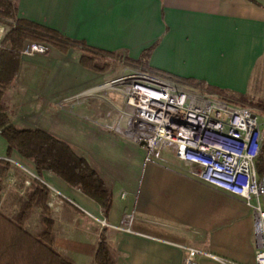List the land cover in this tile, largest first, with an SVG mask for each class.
<instances>
[{
    "label": "crops",
    "instance_id": "0c3cea01",
    "mask_svg": "<svg viewBox=\"0 0 264 264\" xmlns=\"http://www.w3.org/2000/svg\"><path fill=\"white\" fill-rule=\"evenodd\" d=\"M18 9L19 18L94 48L139 58L153 46L149 65L184 77L194 78V68L204 67L205 79L215 80L213 71L222 68L220 77L241 80L264 54V0H18ZM0 27L9 28L2 21ZM72 48L22 52L18 74L4 91L7 114L11 124L46 131L72 147L104 180L112 201L106 208L52 171L39 174L17 151L9 156L0 133L1 194L23 195L31 176L66 196L52 209L54 247L73 264H94L101 240L114 249L115 264H184L186 247L210 254L200 255L198 264H255L253 208L193 176L168 151L146 161L142 145L111 127L125 108L122 97L109 101L106 92L117 94L99 89L102 71L82 65V51ZM71 64L91 71L83 72L87 79L79 88L68 76ZM80 94L81 100L70 99ZM27 97L37 105L25 109ZM5 162L12 166L6 174ZM5 205L19 209L17 202ZM127 211L134 213L131 232L99 221L118 225ZM28 227L37 230L38 219Z\"/></svg>",
    "mask_w": 264,
    "mask_h": 264
},
{
    "label": "built area",
    "instance_id": "2783aa9c",
    "mask_svg": "<svg viewBox=\"0 0 264 264\" xmlns=\"http://www.w3.org/2000/svg\"><path fill=\"white\" fill-rule=\"evenodd\" d=\"M5 33L0 27V46ZM48 50L46 44L31 42L23 53ZM99 87L122 97L125 108L117 111L111 127L142 145L146 161L161 159L168 151L184 161L193 176L241 197L253 208L258 239L255 264H264V176L260 177L257 170V159L264 148L261 109L232 103L224 95L194 89L140 67L128 68ZM50 189L54 193L48 205L53 208L63 204L66 196L56 188ZM133 218V211H127L118 225L99 221L103 227L131 232ZM186 248L184 264H198L200 255H210L199 248Z\"/></svg>",
    "mask_w": 264,
    "mask_h": 264
},
{
    "label": "trees",
    "instance_id": "16d2710c",
    "mask_svg": "<svg viewBox=\"0 0 264 264\" xmlns=\"http://www.w3.org/2000/svg\"><path fill=\"white\" fill-rule=\"evenodd\" d=\"M18 11V0H0V16L2 17L0 21L9 27L0 46V133L8 143L7 154L11 156L14 150L17 151L21 156L34 162L39 174L45 170L52 171L65 182L81 187L85 193L106 208L112 201V193L85 158L80 157L72 147L46 131L20 128L11 124L4 91L18 74L21 54L27 43H43L61 52H67L74 46H81L82 55L79 62L90 69L102 72L110 69L112 65L110 58L102 60L104 55H109L127 65L160 74L194 89L228 95L243 102L249 101L248 97L230 94L203 81L178 76L150 66L149 57L153 46L146 49L141 57L131 58L122 52L94 48L84 40H73L56 29L19 18ZM97 56L101 58V61ZM254 105L264 110L263 101L255 102ZM5 165L6 174L12 166L9 162H5ZM257 170L259 176L263 177L264 148L257 159ZM5 174L2 173V176ZM28 179L31 186L26 188L23 195L9 200L12 204L17 202L19 209L12 212L8 211L5 204L0 207V264H73L70 258L54 247L56 233L52 208L48 205L49 187L34 177L30 176ZM1 190L0 185V203L3 196ZM9 203L7 199L6 204ZM33 216H36L40 223L37 230L28 227V221ZM94 264H115V251L104 240H101L97 246Z\"/></svg>",
    "mask_w": 264,
    "mask_h": 264
},
{
    "label": "rangeland",
    "instance_id": "374dc122",
    "mask_svg": "<svg viewBox=\"0 0 264 264\" xmlns=\"http://www.w3.org/2000/svg\"><path fill=\"white\" fill-rule=\"evenodd\" d=\"M7 30H8V28H7ZM35 43H39V42H35ZM27 45H28V43L26 44V46ZM26 46H25V48H26ZM75 48L77 50H79V51H82L81 46H77V47H74L72 49H75ZM24 49H23V51H24ZM72 51H74V50H72ZM75 52H77V51H75ZM97 58H99V56H97ZM109 58H110V61H111L112 65H111L110 69H108V70H106L104 72H101L102 79H103L102 81L103 82H105V81L107 82L109 80H112V79H115V78L119 77L128 68L137 69V67L127 65L126 63H124L123 61H120V60H115V59L111 58L109 55H106V56L104 55L102 57V60H109ZM100 59L101 58H99V61H101ZM78 60H79V58H78ZM68 69L70 70L69 71L70 74L68 75L69 78H70V81L72 82V85L77 87V88L81 87L79 85L83 84L86 81V79H87L86 78V74L83 75V72H91V71H88V70L87 71H81L83 69H80V67L78 65H73V64H71ZM187 69H191V68H187ZM194 69H195V75H194L193 79H195L197 81H203L206 84L217 86V87L221 88L222 90L230 92V94L249 98L248 102H243V101L231 98L228 95H225V97H227V99H229V101H231L232 103L242 104V105H249V106H255L254 105L255 102H258V101H263L264 102V54L262 55V57L260 59H258L257 61L254 62L253 66L248 68V71L245 73V77H244V74H243L244 70L242 72L240 70L241 76H242V78H240L241 80L232 79V78H231L232 80H230L229 78L220 77L221 74L219 72H221L222 68H217V72L213 71L214 74L218 75V76H213V77H215V80H209L210 78H208V79L206 78L205 79V77H203L205 75V71H206L207 68L198 67V68H194ZM77 70L81 71L82 73L81 72L80 73L77 72ZM169 73H172V72H169ZM185 73H186L185 75H191L188 72H185ZM172 74H174V73H172ZM242 80H244V81H242ZM106 93H107L106 97H107V99H109V101H114V102L116 101L117 102L118 100H121V96L116 91H114V93H116L118 96L113 94L114 97H112V93L110 91H108ZM29 99L30 98H28V97L25 98V99L24 98L22 99V100H25L28 103L26 105L25 109H31V106L34 103H36V105H37V102L29 101ZM81 99H74V101L75 100L79 101ZM39 100H38V102L40 103V101H42V100H40V101ZM258 108H260V107H258ZM33 109H36V108H33ZM260 109H261L260 114L264 115L263 114L264 110L262 108H260ZM41 121L44 122L43 120H41ZM46 124H48V122H46ZM6 188H8V187H6ZM49 189H50V187H49ZM53 193L54 192L52 191V189H50V198H51ZM11 198H12V196L9 195V194L8 195L6 194L5 196H2V203L6 204L7 203V199H8V202H9V200ZM58 206H60V205H58ZM56 207L57 206H55L53 208H56ZM52 216H53V214H52ZM34 218H36V216L32 217L33 220H34Z\"/></svg>",
    "mask_w": 264,
    "mask_h": 264
}]
</instances>
